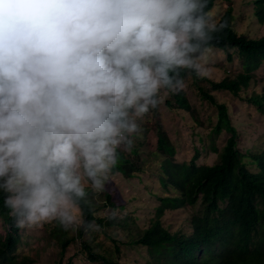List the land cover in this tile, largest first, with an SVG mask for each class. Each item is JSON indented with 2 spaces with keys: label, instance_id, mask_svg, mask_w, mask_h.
Returning <instances> with one entry per match:
<instances>
[{
  "label": "clouds",
  "instance_id": "clouds-1",
  "mask_svg": "<svg viewBox=\"0 0 264 264\" xmlns=\"http://www.w3.org/2000/svg\"><path fill=\"white\" fill-rule=\"evenodd\" d=\"M209 5L0 0V195L14 227L101 230L85 208L108 190L139 121L161 90L184 87L182 74L207 75L229 28Z\"/></svg>",
  "mask_w": 264,
  "mask_h": 264
},
{
  "label": "trees",
  "instance_id": "trees-1",
  "mask_svg": "<svg viewBox=\"0 0 264 264\" xmlns=\"http://www.w3.org/2000/svg\"><path fill=\"white\" fill-rule=\"evenodd\" d=\"M254 4V16L263 23L264 0H255ZM216 7L217 0H210L212 15ZM221 17L228 20L229 28L222 34L216 49L224 51L229 61L235 55L241 59L243 72L221 80L207 75L202 78L191 75L201 97L217 109L214 134L224 131L228 134L221 150L213 146L218 153V161L211 166L199 165L197 152L189 163H178L174 145L166 132L159 129L156 150L150 152L162 187V195L156 194L160 201L157 220L142 235H136L132 230L129 236L118 235L117 230L127 229L130 223L118 216L112 220L106 218V210L116 211L119 208L113 202L114 191L103 192L105 200L102 203L92 194L90 209L86 207L85 214L88 220L100 225L101 230L86 234L84 230L73 227L74 236L70 239L67 236L71 235L66 232L60 234L62 252L70 243L81 239L88 259L100 264H122L124 245L147 248L150 252L148 264H264V149L260 152L240 150L238 129L232 123L228 106L213 93L223 90L238 96L249 87L252 72L264 62V37L251 38L239 34L234 28L231 11H226ZM188 76L190 74H182L183 78ZM169 95L166 107L185 117L184 111L191 108L185 92L179 90ZM248 101L264 114V96L255 95ZM143 145V141L136 140L130 152L120 150V161L113 172L123 174L127 179H142L143 172L151 167L150 164L146 167L141 165L140 149ZM188 208L198 209L190 216L189 228L173 232L162 225L160 218L167 211ZM0 218L8 228L7 234L0 236V264H33L28 256L18 261L16 253L21 243L20 229L14 227L8 217L2 195ZM99 233L112 246L96 244L95 236Z\"/></svg>",
  "mask_w": 264,
  "mask_h": 264
},
{
  "label": "rangeland",
  "instance_id": "rangeland-1",
  "mask_svg": "<svg viewBox=\"0 0 264 264\" xmlns=\"http://www.w3.org/2000/svg\"><path fill=\"white\" fill-rule=\"evenodd\" d=\"M255 0H217L218 7L213 10V16L220 17L231 11L234 18V28L241 35L251 38L264 37V22L261 23L254 16ZM207 76L216 80L225 77H235L243 72L241 59L236 55L229 61L224 51L215 49L208 57ZM186 98L190 103V110L184 111L185 117L170 111L166 105L169 93L161 90V103L156 109H151L140 121L141 134L136 140L143 141L140 149L141 165L150 164L151 167L143 172V177L126 178L123 174L114 173L108 186L109 192L114 191L113 202L119 206L117 216L128 220L130 227L117 230L118 235H130L131 230L136 235H142L157 220V208L160 201L156 194L162 195L157 167L151 153L156 150L159 129L166 132L175 148V160L178 163H189L199 152V165H214L218 161V153L213 146L221 150L228 137L227 132L215 135L213 128L217 123V109L201 97L194 84L193 76L183 78ZM205 84L211 88L208 82ZM220 102L227 104L232 123L239 133V148L241 151L250 150L260 152L264 149V114L257 106L249 103L255 95L264 96V62L252 72V79L248 88L235 96L229 91H213ZM175 99V98H174ZM174 101V100H173ZM151 152V153H150ZM87 186V185H86ZM106 191V192H107ZM95 199L102 203L105 198L103 192L94 194ZM109 210V209H108ZM190 208L179 211H167L160 221L162 225L173 232L189 228V219L194 211ZM107 214V210L105 211ZM8 232L7 226L0 218V236ZM66 232L67 238L74 236L72 228L63 230L55 221H48L39 227L20 229L21 243L16 256L18 261L28 256L33 264H100L91 262L83 251L81 239L70 243L62 252L59 235ZM73 234V235H72ZM95 243L107 247L111 242L103 235L95 236ZM122 264H148L149 250L141 246L124 245L122 247Z\"/></svg>",
  "mask_w": 264,
  "mask_h": 264
}]
</instances>
